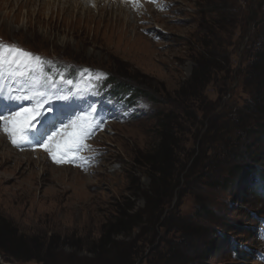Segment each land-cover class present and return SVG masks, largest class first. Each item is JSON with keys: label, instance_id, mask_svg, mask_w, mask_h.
I'll return each mask as SVG.
<instances>
[{"label": "rangeland", "instance_id": "rangeland-1", "mask_svg": "<svg viewBox=\"0 0 264 264\" xmlns=\"http://www.w3.org/2000/svg\"><path fill=\"white\" fill-rule=\"evenodd\" d=\"M85 1L0 0V42L50 61L43 73L54 88L71 80L75 104L104 93L112 102L107 131L83 154L90 166H53L46 151L17 158L24 152L0 137V247L21 259L0 253V264H177L188 245L205 255L185 264H241L245 254L260 264L264 105L251 111L250 73L264 57V0H156L157 10L146 0ZM108 73L143 94L113 97ZM162 142L179 180L156 199L144 165ZM181 222L195 235L176 230ZM34 256L41 261L25 260Z\"/></svg>", "mask_w": 264, "mask_h": 264}, {"label": "snow or ice", "instance_id": "snow-or-ice-1", "mask_svg": "<svg viewBox=\"0 0 264 264\" xmlns=\"http://www.w3.org/2000/svg\"><path fill=\"white\" fill-rule=\"evenodd\" d=\"M150 2L155 3L156 0H150ZM50 65V61L38 55L16 45L0 42V106L3 107V111H0V129L8 135L14 146L19 148L35 143L50 153L56 163L83 160L79 153L85 150L94 151L89 149L86 141L94 138L95 132L101 130V124L104 122L95 104L89 105L87 112L75 120L68 117L70 126L60 129L57 133L59 139L50 137L48 143H44V137L48 136L51 129L56 128L57 123L63 124V119L48 122L49 127L38 134L39 139H29L27 134L29 126H34L33 121L40 123L38 117L43 116V111H51L53 100L69 102L56 105L60 109L71 108L72 104L80 98V91H77L76 96L69 95L74 89L71 80L61 77V86L55 88L53 87L55 80L49 83L46 76L41 80L43 69L47 67L51 71ZM57 75L60 74L57 73ZM102 77L106 78V74H102ZM6 81H11V87L6 86ZM64 83L68 85L67 92L64 91ZM25 100L30 102L31 107L23 106ZM45 104L48 105L47 109L43 107ZM16 108L22 110L16 111ZM6 112L12 114L5 115ZM83 165L90 166V162L83 160Z\"/></svg>", "mask_w": 264, "mask_h": 264}, {"label": "trees", "instance_id": "trees-1", "mask_svg": "<svg viewBox=\"0 0 264 264\" xmlns=\"http://www.w3.org/2000/svg\"><path fill=\"white\" fill-rule=\"evenodd\" d=\"M262 65H264V57L258 63H256V64L253 65V67L251 69L252 72L250 73V75L254 76V79H255L254 82H256V85H258V93L253 92V96L256 97V98L255 97L254 98L257 101V104L254 106L253 109H251V111H253V110L254 111H256V110H259V111L262 110L263 111L262 105H264V100H263L264 99V76H263L264 75V66H262ZM198 75L200 77V74H198ZM198 75H195L196 76L195 80L197 79L196 80V83L198 81ZM110 82L115 83V82H113L112 79L110 80ZM115 84H117V83H115ZM117 85H119V84H117ZM119 88L122 91L124 89L130 90L131 88L135 91V89L133 87L125 86V85H119ZM116 89H118V88L115 85L114 90H116ZM261 89H263V91H261ZM128 90H124V92H127ZM136 94L138 96H141L143 93H137L136 92ZM237 114H238V112L235 111L234 112V115H237ZM234 115L232 116V118L235 117ZM242 120H243L242 122L244 124H246L245 116H244V118ZM261 129H262V131L264 130V125L261 127ZM229 142H231V141H229ZM159 148L160 149L156 150L157 151V155H155L154 160H147L146 161V164L144 165L145 168L147 170H149L152 175L155 176V188L150 189L149 190V193L152 196H154V197L156 196V199H158V197L161 196L160 194H162V192H164V191L169 192L170 195H174L175 190H176V188L178 186L177 182L179 180V177H178L179 176V173H178L179 172V166L176 165V163H174V161H173V163H170L169 162V159L166 156H164L165 154H160V153H162L161 150H164L166 148V144L162 142L160 144ZM241 174H242L241 171L239 169H237V176H240ZM257 175L260 178V175L258 173H257ZM225 184L228 187V189L230 190L231 189V184H233V183H231V181L227 180V182ZM262 187L264 188V185H262ZM259 192H260V189L257 190V192L255 194H258ZM150 212H152V214H155L156 213V217H158V215L159 216L161 215V209H160L159 206H157L156 201H155V204L153 206V210L150 211ZM154 220H155V217H154ZM170 224L172 225L173 222L171 221ZM180 224H182L183 226H181ZM1 225L2 224L0 223V241L3 242V241H6V237H8V236L5 233V231L1 228L2 227ZM188 225H191V224L186 223V222L178 223L179 228L176 229V230H178L179 232H181L184 235L194 236L195 235V231L191 227H189ZM110 229H111V225H108L107 224V225L104 226V234H103V236L105 235V237L102 236L103 239H101V243L103 242V244H106L105 247L107 246L108 243L113 242L111 240V238H109V241H105L104 242V240L106 239V235L112 234L111 231H110ZM204 237H206V236H204ZM21 241H23L22 238H21L20 242ZM204 242H206V241H204ZM23 244H25V243H23ZM180 247H181V244H177L175 246V249H173V250L176 251V250L180 249ZM188 247H189V249H191L193 251L192 252V255H191V253H188L186 256H184V255L180 256L179 255L178 257L181 260L177 261L178 262L177 264H185L190 259L192 260V258L197 259V257H200L201 258V256L203 257V255H205L204 252H203L202 255H201V253H198L199 251L196 250L195 247L193 248V246H189L188 245ZM3 248L0 247V253L2 255L13 257L14 260H16V261H20L21 260L18 257H16V255L13 254V252L7 250L6 248H4V249ZM39 248H41L43 250L42 246H40ZM41 249H39V251H41ZM157 254H158V256L164 257V255L162 253H160V252H158ZM244 258L245 257L242 256V259H244ZM25 260H27V261H32V260L41 261L40 258L35 257V256H34V258H26ZM156 263H157V260H154L153 261V264H156Z\"/></svg>", "mask_w": 264, "mask_h": 264}, {"label": "bare ground", "instance_id": "bare-ground-1", "mask_svg": "<svg viewBox=\"0 0 264 264\" xmlns=\"http://www.w3.org/2000/svg\"><path fill=\"white\" fill-rule=\"evenodd\" d=\"M69 1H70V0H69ZM86 1H87V0H86ZM86 1H85V2H86ZM46 2H47V1H46ZM105 2H107V0H105ZM88 3H89V2H88ZM70 6H71V4H70ZM73 7H74V6L72 5V8H73ZM70 8H71V7H70ZM74 9H75V7H74ZM85 11H87V12H88V11H89V12H90V11L93 12V11L91 10L90 7L87 8V9H85ZM97 11H98V10H97ZM89 12H88V13H89ZM1 142H2V141H1ZM5 147H7V144H5ZM14 151H15V150H14ZM16 155H17V158L20 157V158L23 159L24 157H26L25 159H27V160H31V159L28 157V156L30 155L28 152H24V153H22V154H16ZM31 155H32V154H31ZM31 155H30V156H31ZM11 157H13V156L11 155Z\"/></svg>", "mask_w": 264, "mask_h": 264}]
</instances>
